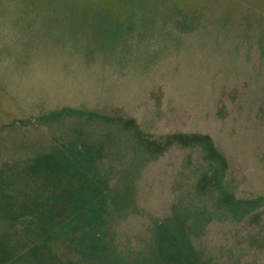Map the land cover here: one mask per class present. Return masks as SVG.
Returning a JSON list of instances; mask_svg holds the SVG:
<instances>
[{
    "label": "rangeland",
    "instance_id": "rangeland-1",
    "mask_svg": "<svg viewBox=\"0 0 264 264\" xmlns=\"http://www.w3.org/2000/svg\"><path fill=\"white\" fill-rule=\"evenodd\" d=\"M125 1L92 0L93 15L73 27L50 19L47 0H0V171L10 167V190L47 194L34 159L88 145L108 184V245L125 261L151 258L154 224L178 216L211 264H264V0H191L188 31L176 27V0ZM103 13L120 25L99 27ZM173 133L208 134L226 167L199 147L156 156L140 142ZM225 195L240 201L236 212ZM67 232L32 255L39 233L0 211L1 264H72Z\"/></svg>",
    "mask_w": 264,
    "mask_h": 264
},
{
    "label": "trees",
    "instance_id": "trees-1",
    "mask_svg": "<svg viewBox=\"0 0 264 264\" xmlns=\"http://www.w3.org/2000/svg\"><path fill=\"white\" fill-rule=\"evenodd\" d=\"M47 1L46 5L49 7L45 8L50 11L48 15L52 17V21L70 19L73 27H82V23L88 21L86 18L93 15L90 11L94 7L89 3L92 0ZM125 2L128 6L131 3L137 5L135 2ZM188 3L191 0H176L174 4H170L175 11L173 14L180 17L176 20V27H183L182 30L187 31L194 29L193 20L197 15L194 9L186 8ZM96 8L98 7H95V12L98 11ZM104 10L112 12L111 8L105 7ZM137 12L135 9L134 16L138 15ZM105 19L107 20L101 23ZM97 20L99 27H106L107 30L120 25L107 13H103ZM140 142L150 154L156 156L173 144L199 147L207 160L222 170L226 167L224 155L217 150L208 134L173 133L161 140L145 138L140 139ZM93 161V150L90 146H77L73 142L56 147L52 153L37 156L31 169L42 172L40 183L50 191L47 194L37 192L34 196L12 192L9 185L10 167L2 168L0 211L3 217L19 221L26 230H36L40 236L38 242L41 244H32L29 253L36 255L38 247L47 246L55 233L68 230L67 246L77 253L72 264H211L196 250L185 221L178 216L165 217L154 224L151 258L141 255L129 262L117 250L110 248L104 219L108 184L92 171ZM225 199L229 208L236 212L240 201L234 200L230 195H225ZM72 231L79 233L74 235ZM4 252V245L0 242V264L4 261ZM43 260L34 259L33 264H45Z\"/></svg>",
    "mask_w": 264,
    "mask_h": 264
}]
</instances>
